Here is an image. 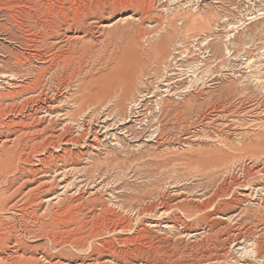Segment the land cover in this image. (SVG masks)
<instances>
[{
	"label": "rangeland",
	"instance_id": "1",
	"mask_svg": "<svg viewBox=\"0 0 264 264\" xmlns=\"http://www.w3.org/2000/svg\"><path fill=\"white\" fill-rule=\"evenodd\" d=\"M24 1L0 0V72L33 71L38 76L49 64L37 61L29 50L31 34L20 25L21 16L26 20L29 13ZM152 1L139 39L146 51L141 58H136L132 41L126 43L131 36L119 34L97 46L84 68L69 69L76 72L66 83L51 79L46 85L49 96L58 89L68 113L64 122L72 136L82 139L80 145L62 147L84 153L76 160L77 173L58 193L67 185L69 193L81 187L88 199L99 190L131 225L139 208L153 204L157 214L145 213L142 219L155 233H141L139 240L138 233H99L98 243L111 245L97 256L89 244L58 245L53 237L29 233L27 229L41 223L12 215L6 224L16 228L8 235L21 241L19 254L0 264H87L92 256L99 258L96 264H264V66L258 71L241 66L247 58V63L254 59L256 65L264 64V0ZM130 14L127 9L124 18ZM233 25L240 28L233 30ZM49 38L46 33L39 42L46 44ZM205 40L210 44L203 45ZM174 50L177 63L169 64L167 56ZM136 61L141 62L137 70ZM250 71L262 74L263 83L249 79L254 74ZM120 80V92L105 99L113 91L110 85ZM156 90L159 96L143 101L141 116L126 124L135 129L134 135L118 131L120 144L106 136L107 124L128 115L127 109L142 95ZM159 97L167 100L162 114ZM150 110L155 114L147 122ZM109 111L111 118L103 122ZM159 124V138L151 141L149 132ZM158 222L162 225L152 227ZM252 242L255 257L243 254L244 245ZM5 252L6 246L0 245V256Z\"/></svg>",
	"mask_w": 264,
	"mask_h": 264
},
{
	"label": "bare ground",
	"instance_id": "2",
	"mask_svg": "<svg viewBox=\"0 0 264 264\" xmlns=\"http://www.w3.org/2000/svg\"><path fill=\"white\" fill-rule=\"evenodd\" d=\"M24 2L28 5L29 13L26 20L22 19L24 16H21L20 25L31 34L29 50L33 52V58L49 65L38 76L33 71L26 75H21L16 71H12V73L0 72V245L6 246L5 255L0 256V260H12V255L19 254L18 249L21 241L18 237L12 241V235H8V233H15L16 228H8L6 224L7 219L12 220V215L14 218L29 217L41 223L39 228L34 226L33 230L32 227L31 230L27 229L30 231L29 233L53 237L54 243L58 245L89 244L97 256L101 254L102 248L105 249L111 245L108 241L98 243L96 237L99 233H138L136 236L138 240L141 233H155V229L145 226L142 219L145 213L157 214L153 204L139 208L136 221L131 225L130 220L120 217L108 205L99 190L91 192L88 199L84 198L81 187H78L76 192L69 193L70 186L67 185L63 193H58V187L65 183L71 174L77 173L76 160L83 157L84 153L83 151H74L66 146L62 147V143L80 145L82 139L72 136L68 124L64 122L68 113L64 112L62 108L63 102L57 94L58 89L53 86L55 93L49 96V87L46 85V82L51 79L59 82L58 85L66 83L69 80L68 75L76 72L68 71L69 69L84 68L85 59L92 52L94 53L97 46L102 47L113 42L119 34L125 37V33H127L128 37L131 36L126 43L132 41L136 58H141L146 51L139 47V39L144 35L142 25L149 18L151 12L149 3L153 1L25 0ZM221 2V0H214V3ZM127 9L131 11V14L124 18ZM190 17L189 15V21H194ZM128 18L132 20H127ZM160 24L163 25L161 22ZM131 27H135L136 30H130ZM238 28L240 26H232L233 30H238ZM46 33L50 38L46 44H41L39 40L46 37ZM168 38L169 36L164 37L160 43H165ZM207 41L205 40L203 45H209L211 40ZM229 41L231 42L232 38H229ZM175 50L174 53L167 56L169 64L177 63L178 57L175 55L177 52ZM226 50L232 57L234 51L229 48V45ZM181 53L183 54V52ZM188 55L185 54V57ZM247 60L249 58L245 59L241 66L246 64L248 69L255 67L254 71H258L260 66H264V64L256 65L257 60L253 59L248 63ZM106 65H108L107 62ZM140 65L141 62L136 61L133 68L137 70ZM190 69L193 70L194 67H190ZM254 71L250 72L254 73ZM262 76V74L254 73L252 77L248 78L253 79L257 85L263 83ZM6 84L11 85L14 90H6L4 86ZM123 85V80L110 85L109 88L113 91L105 99L110 101L109 99L120 92ZM171 87V84L168 83L165 91L169 93ZM192 87L193 82L188 88ZM157 90L150 95H142L139 103L134 102L135 104L127 109L128 115L127 113L122 114L117 117L115 122L107 124L105 126L106 136L115 137V140L120 144L121 137H117L118 131L121 134L134 135L135 129L132 126L126 127V124L133 121L132 118L141 116L142 102L159 96ZM157 100L160 102L158 103L160 106L158 113L162 114L167 100L163 97H159ZM40 103L43 105L34 108V104ZM18 114L21 116L17 117ZM154 114L155 112L150 110L147 122ZM110 118L111 112L109 111L103 122ZM160 127L159 124L151 133L149 132L148 137L151 141L159 138ZM159 216L161 217V215ZM159 225L162 224L158 222L152 227ZM146 243L143 242L142 246H145ZM98 244L102 246L100 247ZM243 254L255 257V244L253 242L248 246L245 244ZM21 257L24 256L21 255ZM98 260L99 258L92 256L87 264H96ZM106 261L103 260L100 264H105Z\"/></svg>",
	"mask_w": 264,
	"mask_h": 264
}]
</instances>
